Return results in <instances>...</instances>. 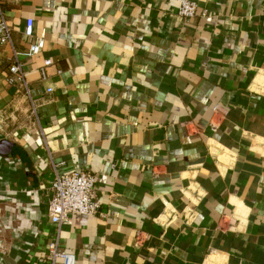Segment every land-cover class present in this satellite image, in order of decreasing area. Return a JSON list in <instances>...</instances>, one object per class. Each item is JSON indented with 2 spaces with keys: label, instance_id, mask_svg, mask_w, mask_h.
<instances>
[{
  "label": "crops",
  "instance_id": "1",
  "mask_svg": "<svg viewBox=\"0 0 264 264\" xmlns=\"http://www.w3.org/2000/svg\"><path fill=\"white\" fill-rule=\"evenodd\" d=\"M195 1L0 0V264H264V0ZM73 170L101 214L57 229Z\"/></svg>",
  "mask_w": 264,
  "mask_h": 264
},
{
  "label": "built area",
  "instance_id": "2",
  "mask_svg": "<svg viewBox=\"0 0 264 264\" xmlns=\"http://www.w3.org/2000/svg\"><path fill=\"white\" fill-rule=\"evenodd\" d=\"M178 14L183 19L195 18L197 14L196 1L181 0ZM11 31L0 9V46L10 44ZM23 37L26 41V49L22 55L26 58L38 56L43 50L44 41L34 37L33 21L31 19L25 21ZM16 56L17 54H14L15 61L8 69L6 77L8 84H13L15 80L22 81L23 79L21 64L18 63ZM41 78L45 79L44 71H41ZM31 113H35L33 107ZM212 113L214 116L221 118L226 116V111L219 106L214 107ZM59 166H63V163L59 164ZM94 179L95 177L92 173L83 170H73L67 174L55 173L50 185L51 199L48 204V217L53 226L61 229L71 215L100 216L101 205L97 201ZM4 229V226L0 224V248L2 247L1 239ZM45 259L47 264H59V262L60 264H70L69 257L59 251L57 240L48 243Z\"/></svg>",
  "mask_w": 264,
  "mask_h": 264
}]
</instances>
